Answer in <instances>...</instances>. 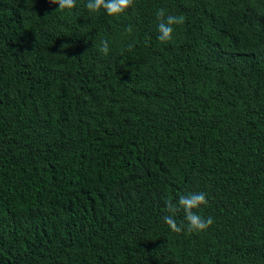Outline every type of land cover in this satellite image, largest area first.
Listing matches in <instances>:
<instances>
[{"label": "trees", "instance_id": "16d2710c", "mask_svg": "<svg viewBox=\"0 0 264 264\" xmlns=\"http://www.w3.org/2000/svg\"><path fill=\"white\" fill-rule=\"evenodd\" d=\"M86 2L0 0V264H264V0Z\"/></svg>", "mask_w": 264, "mask_h": 264}, {"label": "clouds", "instance_id": "9594fccd", "mask_svg": "<svg viewBox=\"0 0 264 264\" xmlns=\"http://www.w3.org/2000/svg\"><path fill=\"white\" fill-rule=\"evenodd\" d=\"M50 4L58 5L54 11L72 10L76 7V0H48ZM134 3V0H87L85 7L89 13L96 14L102 10L108 16H119ZM157 21V39L161 43H167L172 40L174 33V26L181 25L185 21L182 15L168 14L165 9H158L155 13ZM126 34H131L133 27L129 25L126 28ZM132 45H128L130 51ZM99 50L104 54L109 53V42L106 39H101ZM207 194L203 191L200 192H187L181 193L178 199L173 202L171 199L165 202L164 211L167 213L162 217L165 224L174 233L187 232H202L213 224L212 217H203L198 213L202 205H207ZM183 211L184 217L179 223L176 216L179 212Z\"/></svg>", "mask_w": 264, "mask_h": 264}]
</instances>
